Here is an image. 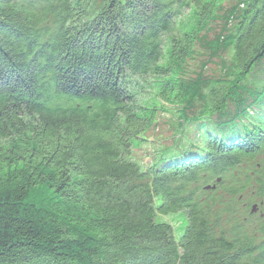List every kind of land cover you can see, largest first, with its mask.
Listing matches in <instances>:
<instances>
[{
  "label": "trees",
  "instance_id": "16d2710c",
  "mask_svg": "<svg viewBox=\"0 0 264 264\" xmlns=\"http://www.w3.org/2000/svg\"><path fill=\"white\" fill-rule=\"evenodd\" d=\"M216 18L230 62L188 77ZM168 111L193 141L143 167ZM263 154L264 0H0V264H264L260 206L243 223L191 184L234 169L264 203V162L238 168Z\"/></svg>",
  "mask_w": 264,
  "mask_h": 264
},
{
  "label": "rangeland",
  "instance_id": "374dc122",
  "mask_svg": "<svg viewBox=\"0 0 264 264\" xmlns=\"http://www.w3.org/2000/svg\"><path fill=\"white\" fill-rule=\"evenodd\" d=\"M232 4L236 3L238 0H229ZM227 5V4H226ZM225 32H222L220 29V21L216 18L206 32L205 38L201 40L200 44L197 46V54L195 59L189 61L187 66V76L195 77L197 73H204L205 75H220L224 65H228L230 62V55H228L225 49L220 53L219 56L212 55V50L210 46L213 44L216 46L217 42H223ZM223 44V43H222ZM213 48L215 49L216 47ZM229 49V45L226 47ZM210 53V54H208ZM258 83L262 78V74L254 75ZM253 79V78H252ZM151 78L145 77L142 80H139V83L143 84V89L145 93L143 94L144 98L147 99L146 95L150 93V87L147 91L148 86L151 84ZM203 101L204 98H201ZM180 114L175 113V111L161 113L158 125L155 130L151 131L148 135V140L141 143L139 148L133 150V158L138 161L143 167H147L148 164L155 159V154L157 150L164 149L165 147H172L176 145L175 143L185 145L193 141V137L190 138L187 136L188 124L187 122H181ZM179 124L182 125V131L179 130ZM187 132V133H186ZM183 133V134H182ZM190 136V135H189ZM264 162V154L256 157L252 161H245L238 167L242 173L251 174L254 171L260 169V165ZM227 179L222 184L223 177ZM236 178L244 179L242 176H237V173L234 169L229 170L228 172H218V173H209L200 175V179L196 183H191L193 185V190L197 193V197L201 202H216V206L221 209H226V205H229L232 209L233 214L231 215L232 219L237 218L241 222H246L250 217L248 213L247 206L250 204V201L254 205L260 206V211H256V218L251 220L247 226V231L254 235L255 237L262 238L264 237V203L259 200V198L253 193L252 185L248 187L246 193L242 197H235V194L232 193L230 187H233L234 181ZM210 182V183H209ZM207 183V184H206ZM215 186L214 189H210L207 186ZM207 187V188H206ZM251 199V200H250ZM263 228V229H262ZM227 230H232L231 226H227ZM233 232V230L231 231ZM257 238V239H258ZM259 240V239H258Z\"/></svg>",
  "mask_w": 264,
  "mask_h": 264
}]
</instances>
